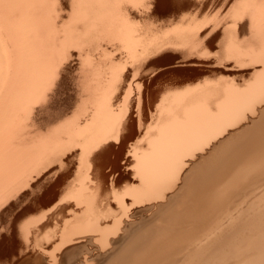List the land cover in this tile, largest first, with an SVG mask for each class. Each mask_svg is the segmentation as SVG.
Here are the masks:
<instances>
[{"label":"bare ground","instance_id":"obj_1","mask_svg":"<svg viewBox=\"0 0 264 264\" xmlns=\"http://www.w3.org/2000/svg\"><path fill=\"white\" fill-rule=\"evenodd\" d=\"M167 1H170L168 6H163L161 0H0V191H7L18 178H25L35 169L39 179H36L37 192L61 188L60 192L69 194L76 191L82 196L88 190L83 180V163L88 165V179L104 183L108 178L103 172L106 167L111 166V177L118 171L117 162L110 158L112 154L119 158L124 155V169L133 172L130 188L123 192L115 189V195L111 193L117 210L122 213L119 218L115 215L114 230L108 224L102 227L99 223H87L86 226L82 223L77 227L78 224L74 232H87H79L81 235H77L80 237L76 236L79 240L72 237L71 240L64 232L62 245L66 247L94 237H101L107 245L123 241L132 229L133 223L128 217L130 209L149 206L157 212L162 211L166 204L174 203L194 175L191 171L197 162L209 158L239 137L242 133L238 135L237 129L264 110V0ZM152 10V17L157 22L163 20L158 25L153 22L157 26L150 24ZM185 11L196 18L203 15L219 17L214 21L197 22L185 29L175 28V20ZM230 15L234 17L232 23L227 20ZM215 16L212 17L215 19ZM218 37L227 39L223 45L231 54V60L241 67L252 68L253 79L246 86L244 83V87L228 83L227 80L216 83L213 82L216 80L214 76L213 79L207 78L209 81L204 76L206 80L190 88L174 90L173 84L157 85L151 95L140 93L133 98L132 89L139 85L141 79L156 73L159 65L156 59L167 52L179 54L178 63L183 65L194 60L189 66L199 68L193 74L201 77L202 68L214 66L200 60L205 57L207 46ZM119 62L121 67L116 65ZM72 76L77 80L74 94H70ZM18 108L32 117L31 126L14 123ZM8 112L10 116H7ZM261 149L264 150V121L253 134L246 135L237 145L230 147L229 153L219 156L223 158L221 163L208 167L201 174L194 194L199 197L210 192L213 186L232 175L233 167L240 159ZM240 184L225 194L224 197L229 196L227 203L221 205L219 215L210 221L208 233L199 236L203 239L193 247L195 257L209 245L225 238L219 236L224 235L225 220L230 217L231 207L238 200L232 199L230 194L238 191ZM5 196H0V199ZM66 199L62 201L66 202ZM93 210L91 208L90 212ZM156 219L153 218L152 223ZM38 224L41 223L36 226ZM28 226L20 227L21 230L24 228V235L30 233L26 230L25 234ZM41 227H35L34 246L26 245L25 251L31 249L42 253L37 249L38 236L44 232ZM263 228L259 227V231H264ZM123 229L125 234L119 237L118 231ZM250 230L246 231L249 233ZM111 234L113 236L109 237ZM228 242L215 248L218 249L208 264H227ZM224 251L227 252L225 255ZM23 254L25 256V252ZM128 254L143 258L150 255V247L144 244ZM187 255L189 257L190 252ZM176 260L178 258L175 263ZM188 260L186 257L185 264ZM55 261H51L52 264L58 262Z\"/></svg>","mask_w":264,"mask_h":264},{"label":"rangeland","instance_id":"obj_2","mask_svg":"<svg viewBox=\"0 0 264 264\" xmlns=\"http://www.w3.org/2000/svg\"><path fill=\"white\" fill-rule=\"evenodd\" d=\"M150 1L153 2L154 0H150ZM169 2L167 0H161V3L163 6L169 4ZM139 6H138V8H139ZM167 6L165 7L166 9L168 8ZM154 7L155 6H153V9H154ZM187 11H185L184 14L179 15V17L175 20V22H174L175 28L185 29V28H188L189 26H195L197 22L201 23L204 21L209 22L210 20L214 21V20H218V17H219V15H216V16L215 15H209V16L203 15L202 16L203 18L202 17L196 18L194 14L188 13V12H191L190 10L188 12ZM152 13H153V10L150 12L151 18L153 20L151 19L150 20L151 23L150 22L149 23L151 25L153 24V26L154 25L157 26L158 24H161L163 20L157 22L156 19L153 18L154 15ZM212 16H215V19ZM227 20L230 23H232L234 20V17L230 15L227 18ZM153 22H155V23L157 22L156 23L157 25ZM246 37H249V36L246 35ZM226 41H227V39L223 40L222 37L221 38L218 37L217 39H215V41H214V43H212V45L207 46V48L209 50H207V48H206L205 53L206 52L207 53H206L205 57L203 56V59H201L200 61L203 63L213 64L214 66H212L211 68L210 67L209 68H202V69H204V71L202 72L201 77L200 76L195 77V75L193 74L194 71H196L199 68L189 66L194 60L188 61L185 63L186 65H183L182 63H178L179 54H176V53L174 54L173 52H167V53L163 54L160 58L156 59V61L159 63V65L157 67L158 70L156 71V73L154 75H149L148 77L141 79L139 81L140 82L139 85L135 86L132 89L131 95L133 96V98L137 97L140 93L151 95L153 93V88L157 85L173 84L172 87L174 90H181V89H185V88H190V87H192V85L199 83V81L206 80L207 78L213 79V76H214V78H216V80L213 79V82H216V83L217 82L224 83L227 80L228 83H234V84L237 83L236 85H239L242 87L246 86L253 79L252 68H250L249 66H246V68L241 67L238 63L236 64V62H234V60L230 59L229 55H231V54L227 53L226 46H224ZM216 44H218V45L220 44V45L217 46ZM221 45L223 48L221 47ZM247 49H249V48H247ZM220 50H222V51H220ZM219 51L221 53H219ZM226 53H227V56H226ZM220 54L221 55L224 54V55L220 56L221 57L220 58V57H218ZM222 57H223V59H222ZM214 59H216V60H214ZM205 60H207V61H205ZM217 61H220V62H217ZM116 65L118 67L122 66V64L120 62L117 63ZM229 69H230V71H229ZM231 69H232V71H231ZM222 73H223V75H222ZM228 75H229V77L231 76V78L226 77ZM204 76H207V77H205L206 79L205 78L203 79ZM218 76H221V77H218ZM223 77H224V79H223ZM235 77H236V80H233V79H235ZM240 77H241V79L244 77H246V78L241 80ZM248 77H250V80ZM71 79H70L71 80V82H70V94H74V91L76 90L77 80L74 76H72ZM210 79H207V80L209 81ZM244 80H246V81H244ZM238 81H240V82H238ZM8 101L9 100H7L6 103ZM17 110H18V112H16V115L14 118L15 119L14 123L17 126H23V127L24 126L25 127L31 126L32 117L27 112H24V111L21 112V110L19 111V108ZM7 116H10L9 112H8ZM28 116H29L30 120H29ZM252 118H250L248 120V122H246L249 124L245 123L240 129H237L236 133L238 135L240 133H242L241 135H239V137H237L235 140H232L229 143H227L223 148H220L219 150H217L209 158H207V159L204 158L203 160L197 162V166L194 167L191 171V172H194V175H192L193 178L191 176L187 185L181 189V191L177 195V199L175 200V202L173 201L174 203L166 204L165 207L162 209V211L158 210L157 212L155 211L154 208L149 207V206L138 207V208H134L133 210L130 209L128 217L131 220L130 223H133L132 227H131L132 229L130 231H128V233L125 235L123 241H121L117 244H114V245H112V244L107 245L106 243H104L101 240V237H94L91 240L85 239L83 242H81L79 244H73V245L71 244L70 246L68 244L66 247V245H62V237L61 236L64 232H66V234L68 235V238H70L71 240H72V238H73V240L75 238L77 240L78 238L76 236L80 237L79 235L83 234L84 230H79L78 232L76 230L74 232V228L78 224L79 225L77 227L82 226L81 225L82 223L85 226L88 224L94 225V223H99V224H101L102 227H106L108 225L109 226L111 225L110 226L111 230L112 231L114 230V228H115V215L116 216L119 215L118 216V218H119V217H121L120 215L122 214V213H120L119 210H117V207H116L117 203L113 198L115 195L114 191L116 189L117 192H123L126 189L130 188V186L132 185V179L130 177L133 176L132 175L133 172H132V170L126 171V169H124L126 167V165L123 163L124 155L121 158L117 157V155H115V154H112L110 156V158L113 161L117 162L118 171L115 172V174H113V176L111 177V174H112L111 166L109 165L110 167H106L103 170V172H104V174H106V176H108V178L105 180L104 183L103 182L101 183V180L100 181H98V180L93 181L94 179L93 180L91 179L92 180L91 181L90 179H88L87 178L88 174H89L88 165L86 162L83 163V170H84V171H82L83 175H84L83 180H84V184L87 185V187H88L87 192H85V194H84L85 196L84 195L81 196L80 194L78 195V192H76V191L70 192L69 194L67 191L66 192H64V191L60 192L61 188H59L58 190L55 189L54 191L53 190L48 191L47 189L46 190L43 189V191L37 192L35 188H36V185L38 183L37 181L39 179H37L38 178V174H37L38 172L36 173L35 169L33 171H31V173L29 172L28 175H26L27 177L26 176H25V178L21 177V179L18 178L15 182L12 183L13 184V185H11L12 188L10 186L8 187L9 191L8 190L6 191V189H4L3 191H0V192H2V193H0V196L6 195L4 198L0 199V264H7V263L8 264H49V261L52 264V262L55 261V259H56V261H58V262L55 261L56 264H185V258L186 257L189 259L187 264H208L210 261V257H212L214 255V252L220 246H222L223 243H225L226 241L228 242V238L230 239L231 237L232 238L229 241L230 243L228 242L226 244L227 248H229V250H228L229 260H228L227 264H238V263H241V264H264V260H263L264 259V255H263L264 254V252H263L264 241H262V240H264V233L262 234V232H264V231H261V229L259 231V227L260 228L264 227V224H263L264 223V218H263L264 217V209H263L264 205H262V204H264V194H263L264 193V150L261 149V150H256L254 152H250L248 155L245 156V158L240 159L238 161V163L233 167L232 175L230 174L231 176L230 175L227 176L220 183H217L215 186H213L212 190L210 192H208L207 194L200 195L198 197V196H196V194H194V191H193L194 187L200 181L201 174L204 173V171H206L208 167L215 165L219 162L221 163L223 161L222 160L223 158L219 157V156H221L225 153H229L228 151H229L230 147L237 145L238 142H240L246 135L251 134V133L253 134L262 125V122L264 121V110L262 113L258 114L257 116H254ZM140 135L138 136L139 139L142 136V135L141 136ZM254 157H259V158L255 159ZM36 175H37V177H36ZM28 176H29V178H28ZM31 178H32V180L29 183L28 180H30ZM33 178H35V180ZM36 179H37V181H36ZM17 181H19V183ZM22 181H23V183H22ZM115 183H116V185H115ZM18 184H19V186H17ZM24 184H26V185H24ZM27 184H29L30 188H29V186H27ZM239 184L241 185L238 188L239 190L238 191L234 190L230 194L232 199L234 198V199H238V200H236L235 205H233L231 207L230 217L228 219H226L227 221L225 220L224 224H226L227 226L229 224V226L226 227V225H225V229H224L225 231H223L224 235L219 236V238L224 237V236H225V238L221 239L219 242H216L215 244L209 245L206 250H203L197 257H195L193 255L195 252V249L193 247L197 243H199L200 240L203 239V237H199V236L203 233H205V234L208 233L207 228L209 227L208 225H209L210 221L219 215L221 205H223L224 203H227V201H228L227 198L229 196L224 197L225 194L228 191H232L233 190L232 188L234 186H238ZM93 189H96V190H93ZM13 192L15 193V195ZM86 193H88V196ZM111 193H113L114 195L113 194L111 195ZM94 195H96V197ZM75 196L78 198H76ZM91 196H92V198L90 199ZM111 196H113V197H111ZM10 197H11V199H9ZM66 197H67V199H66ZM71 197H72V199H71ZM88 197L90 200L88 199ZM109 197H111L112 199L111 198L109 199ZM12 198H14V201L12 200ZM62 198L64 199V201L66 199V202L68 200H71V201H68V203H66V202L62 201L63 200ZM94 198H96V199H94ZM103 198L105 200H107V202H105ZM240 198H242V200H239ZM80 199H81V201H80ZM92 199L94 200V202ZM84 200H86V202ZM96 200L99 202H97ZM102 201H104L105 204ZM70 202H72V203H70ZM74 202H75V204H74ZM127 202H130V200H128ZM3 203H4V205H3ZM86 203H88V205ZM1 204H2V207H1ZM102 204L104 207L102 206ZM57 205H58V207H57ZM237 205H239V206H237ZM109 206H111L110 209H109ZM256 206H257L258 210H257ZM53 208L54 209L57 208V209L54 210ZM85 208H87V210ZM91 208H92V210L94 209L92 212L94 214H96V216L94 214L93 215L90 214V213H92V212H90ZM241 208H242V210L240 212H238V210H240ZM79 209L81 211H79ZM106 209H109V210H107V212H106ZM98 210H100V212ZM116 210H117V213H116ZM235 210H237V211H235ZM71 211H72V213H70ZM83 211H85V213ZM79 212H81V214ZM97 213H98V215H97ZM105 213H106V215H105ZM118 213H120V214H118ZM82 214H83V216H82ZM84 214H86V215H84ZM87 214H89L91 217ZM72 215H73L74 219L72 218ZM78 215L79 216L81 215L80 218ZM261 215L263 217H261ZM76 216H78V217H76ZM258 216L261 218H259ZM38 217H41V218H38ZM43 217L45 218V220ZM155 217H157V219L155 221H153V223H152V219ZM172 217H175V219H171ZM234 217L236 218L235 220H234ZM31 218H34V219H31ZM89 218H92V219H89ZM258 219H260V221ZM25 220L28 224L25 222ZM67 220L69 221V223ZM83 220H84V222H83ZM251 221H252V223H251ZM55 222H57V223H55ZM102 222H104V223H102ZM259 222H261V223H259ZM23 223H25V224H23ZM37 223H41V224H38V226H36ZM74 223H75V225H72L73 226L72 227L71 224H74ZM112 223H113V225H112ZM258 224H260V226ZM27 225H29V226L27 228H25V234H27L29 232V230H30V233H28L27 235H24V232H23L24 228L21 230L20 227H23V226L26 227ZM41 225L43 227L42 231H44V232H42L38 236L37 242L39 241V244L37 242L36 243L38 244V246H37L38 251L42 252V253H38V252L35 253V251H32L31 249H30L31 252H30V250L25 251L24 247L26 245H29V246H31V248H33V246H34L33 245L34 244L33 243L34 232ZM59 225H60V227H59ZM69 225L71 228L69 227ZM254 225H258L259 227L258 226L255 227ZM34 226L37 228L35 229ZM53 226H55V227H53ZM29 227H30V229H29ZM33 228H34V230H33ZM63 228H65V229H63ZM257 228H258V230H257ZM226 229H227V231H226ZM26 230H27V233H26ZM71 230H72V232H70ZM246 230H248V231L250 230L251 232L248 233V231H246ZM256 231L258 232V234ZM79 232H81V234H79ZM85 232H87V231H84V233ZM223 232H222V234H223ZM240 232L243 234V236L241 235ZM243 232L246 234H244ZM259 233H261V234H259ZM29 234H31L30 235L31 237L28 236ZM77 234H79V235H77ZM124 234H125L124 229L118 231L119 237H123ZM238 234H240V235H238ZM248 234L250 236L249 237L250 239L248 238ZM256 234H257V238H256ZM20 235H21V237H20ZM46 235H48V236H46ZM246 235H247V237H246ZM261 235H263V236H261ZM73 236H75V237H73ZM112 236H113V234H111L109 237H112ZM238 236H239V238H237ZM260 236H261V238H259ZM46 237H47V239H46ZM236 238L238 239L239 242L237 241ZM25 239H27L30 242H27ZM233 239H234V241H233ZM26 243H28V244H26ZM47 243H49V244H47ZM144 244H148L150 247V255L149 256L141 258V257H133V256H130L128 254V252L131 251L132 249L138 248ZM253 244H254V246H253ZM256 244H258V246ZM228 245H229V247H228ZM216 247H218V248L215 249ZM21 248H22V250H21ZM259 249L261 250L260 252L258 251ZM24 252H25V256L23 254ZM32 252H34V253H32ZM188 252H190V255H191V256L189 255V257H188V255L185 256V254L186 253L188 254ZM235 252H236V254H235ZM257 252L259 253V257H261V258L257 257V255H258ZM226 253L227 252L224 251L223 255H225ZM230 253H232V256ZM31 254H33V255H31ZM34 254H36V255H34ZM40 254H43L44 256H41ZM56 254H57L58 258L56 257ZM261 254L263 257L261 256ZM182 255H184V256H182ZM31 256H32V258H31ZM250 256H252V257H250ZM253 257H255L256 260ZM177 258H178V260H176V263H175L174 260ZM21 259H23V260H21ZM129 259L131 261H129ZM241 259L242 260L244 259L243 263L241 262L242 261ZM260 259H262V260H260ZM14 260H15V262H14ZM12 261L14 263H12ZM180 261H182V262L184 261V262L182 263ZM53 264H55V263H53Z\"/></svg>","mask_w":264,"mask_h":264}]
</instances>
